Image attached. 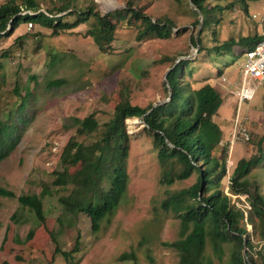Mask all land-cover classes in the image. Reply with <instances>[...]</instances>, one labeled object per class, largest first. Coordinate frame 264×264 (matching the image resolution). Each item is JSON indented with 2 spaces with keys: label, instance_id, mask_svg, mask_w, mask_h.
I'll use <instances>...</instances> for the list:
<instances>
[{
  "label": "rangeland",
  "instance_id": "obj_1",
  "mask_svg": "<svg viewBox=\"0 0 264 264\" xmlns=\"http://www.w3.org/2000/svg\"><path fill=\"white\" fill-rule=\"evenodd\" d=\"M5 1L0 0V5ZM39 1L41 11L61 4L59 0ZM100 1L74 0L73 5L82 10L93 7L103 16L133 1L153 21H171L172 32L165 39L138 38L139 28L129 25L128 19L121 20L110 49L103 51L87 35L92 23L89 19L58 35L22 22L9 38L0 39V51L7 49L10 56L0 57L1 109L15 103L20 105L26 91L31 93L23 110L12 115L17 140L11 152L0 160V185L13 191L16 197L40 194L42 188L50 189L53 195L44 206L47 230H35L29 241L25 237L33 227L32 219L12 218L18 207L17 198L0 196V264H177L176 254L163 242L178 237L180 220L161 204L166 190L189 187L195 175L170 186L162 184V168L152 137L137 119L125 121L130 136L126 162L129 179L115 215L97 231H91L83 215L76 220L75 227L66 231L56 223L57 217L62 216L56 198L63 191L53 187L50 174L57 166L62 147L75 134L74 119L94 114L99 123L107 121L117 92L123 88L132 105L161 104L169 95L166 73L184 60L180 78L189 89L208 83L223 98L214 120L223 132L221 146H228V173L238 160L252 155L251 142L264 134V86L253 82V98L238 102L245 49L234 46L229 53L222 51L223 54L214 50L230 39L264 36V0H204L209 8L219 6L221 11L213 13L217 22L203 34L204 48L200 53L191 42L197 25H193L194 10L189 0H111L113 8L108 11ZM66 20L73 22L71 18ZM17 37L22 38L16 40ZM60 78L66 84L46 88L47 81ZM15 85L19 96L13 90ZM129 120L135 123L131 125ZM240 128L246 130L248 141L244 140L245 135L235 136ZM228 180V176L222 180L225 192ZM233 197L239 199V205L248 207L244 197ZM248 230L250 234L251 226ZM78 234L79 250L72 254L71 262L54 254L53 236L63 250H71ZM252 241L256 250L262 246L263 242L254 238ZM207 251L211 252V246ZM123 254H134L135 258L121 260ZM224 257L226 264L227 254Z\"/></svg>",
  "mask_w": 264,
  "mask_h": 264
},
{
  "label": "trees",
  "instance_id": "obj_2",
  "mask_svg": "<svg viewBox=\"0 0 264 264\" xmlns=\"http://www.w3.org/2000/svg\"><path fill=\"white\" fill-rule=\"evenodd\" d=\"M59 1V6L41 11L39 0H6L0 5V39L9 38L22 22L58 35L92 19L87 35L104 51L110 49L121 20L128 19L129 25L139 28L138 38L165 39L173 29L171 21H153L133 1L103 16L93 7L76 9L74 0ZM192 3L202 13V27L198 34L200 53L204 48L202 36L217 22L213 13L221 11V8H209L204 0H192ZM193 14V25L196 26L198 13L193 11ZM68 18L73 22H67ZM263 38L247 36L230 39L214 50L217 54H223L222 51L229 53L236 46L244 48L245 53ZM191 42L196 45L195 37H191ZM0 57H10L8 50H1ZM55 57L53 55V59ZM184 63V60L179 61L167 73L170 95L167 101L156 107L152 108V104L146 107L132 105L126 88H123L117 92L107 121L99 123L94 114L74 119L75 134L62 147L57 169L50 174L53 187L63 191L56 198L62 211V216L56 219L57 226L66 231L75 227L76 220L83 215L88 219L91 231H97L104 221L115 215L127 191L129 179L126 162L130 136L125 121L140 118L152 137L156 159L162 168L160 182L170 186L175 181L195 175L189 187L166 190V198L161 204L164 210L176 214L180 220L178 237L171 242H163L176 254L177 264H215L214 260L223 264L225 254L226 264H264V178L261 175L264 168V134L251 142L252 155L238 160L230 173L226 172L228 146H221L223 132L214 120L223 98L216 87L208 83L194 90L189 89L180 78ZM64 84L65 79H51L47 81L46 88H58ZM13 90L19 96L16 85ZM30 94L26 91L20 105L15 103L10 108L0 107V160L11 152L17 140L12 115L23 110L26 97ZM227 176L228 191L225 192L222 180ZM0 196L17 198L18 207L12 218L32 219L33 227L29 229L26 241L33 238L35 230H47L44 206L48 197L53 196L50 189L42 188L40 194L16 197L13 191L0 185ZM233 196L244 197L248 207L239 205V199ZM248 226L252 228L250 234ZM252 238L263 242L258 250ZM79 240L78 234L72 249L63 250L53 236L54 254L71 262L72 254L79 250ZM208 246H211V252L207 251ZM129 257L135 258L134 254H123L120 259Z\"/></svg>",
  "mask_w": 264,
  "mask_h": 264
},
{
  "label": "built area",
  "instance_id": "obj_3",
  "mask_svg": "<svg viewBox=\"0 0 264 264\" xmlns=\"http://www.w3.org/2000/svg\"><path fill=\"white\" fill-rule=\"evenodd\" d=\"M240 81L241 85L237 92L238 102L240 104L250 101L253 98L255 94V88L251 86L253 82L264 86V38L243 54ZM242 135H245L244 140L248 141L249 136L246 130L240 128L236 131L235 136Z\"/></svg>",
  "mask_w": 264,
  "mask_h": 264
},
{
  "label": "water",
  "instance_id": "obj_4",
  "mask_svg": "<svg viewBox=\"0 0 264 264\" xmlns=\"http://www.w3.org/2000/svg\"><path fill=\"white\" fill-rule=\"evenodd\" d=\"M189 3H190V5H191V7H192V10H194V12L197 11V13H198L197 32H196V35H195V41H196V48H195V50H196V52H197V51H198V48H199V44H198V34H199L200 29H201V27H202V13H201L200 11H198V10L194 7V5H193V3H192V0H189ZM174 66H175V64H174ZM168 72H169V71H168ZM168 72H167V73H168ZM167 73H166V75H167ZM166 86H167L168 89H169V85L166 84ZM169 95H170V94H169ZM156 106H157V104H154V105L152 106V108H154V107H156ZM151 110H152V109H151ZM151 110H149L146 114H148ZM137 120H138L139 122H142L140 118H138Z\"/></svg>",
  "mask_w": 264,
  "mask_h": 264
},
{
  "label": "bare ground",
  "instance_id": "obj_5",
  "mask_svg": "<svg viewBox=\"0 0 264 264\" xmlns=\"http://www.w3.org/2000/svg\"><path fill=\"white\" fill-rule=\"evenodd\" d=\"M100 2L105 7V10H107V11L113 8L112 6H110L111 0H101ZM128 122L131 125L135 123L133 120H129Z\"/></svg>",
  "mask_w": 264,
  "mask_h": 264
}]
</instances>
